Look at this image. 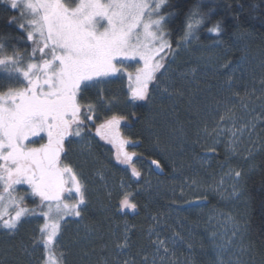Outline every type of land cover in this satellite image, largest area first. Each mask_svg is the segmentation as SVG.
<instances>
[{
  "label": "snow or ice",
  "instance_id": "1",
  "mask_svg": "<svg viewBox=\"0 0 264 264\" xmlns=\"http://www.w3.org/2000/svg\"><path fill=\"white\" fill-rule=\"evenodd\" d=\"M3 2L19 12V17H12L10 23H16L26 32V38L32 42L33 47L25 59V55L16 50L9 54L5 44L0 42V71L8 81L0 85V228L5 229L6 234L14 235L23 218H42L44 222L39 227V236L33 238L32 250L42 247L40 264H67L65 251L58 250L59 240L67 217L84 219L88 189L81 173L62 159L67 155L65 141L69 137L84 139L82 133L85 127L89 123L95 124L98 113L106 105L103 85L110 83L117 73L126 71L125 61H142V66L137 67L134 74L127 73L133 101L151 102L150 86L169 98L184 97L185 92L176 88L173 77L169 76L172 70L170 64L165 62L166 57L170 55L175 58L179 55V49L199 39L197 32L207 21L208 14L202 13L198 6L191 10L186 18L183 35L177 41L176 48H173L167 29L172 13L164 12L169 0ZM222 31L221 21L208 28L209 33L217 36ZM221 67L227 68L228 65ZM260 67L259 96L255 88L251 91L246 89L241 95L234 88L236 80L233 75H229L223 82L222 90L230 93L223 101L224 111L211 129L207 125L204 127V132L214 138L209 151L215 153V144L221 142L219 137L227 135L226 152L236 154L235 145L239 137L245 132L251 135L257 123L264 121V60ZM194 73L195 69H191L181 73L180 78L184 79ZM162 78L167 82L163 87ZM92 89L97 90L98 102H85V93ZM253 97L261 101L260 113L252 115L250 120L237 127V108L248 110L254 103ZM188 104L197 110L200 108L192 96H189ZM255 111V108H251L252 113ZM123 119L125 117L118 115L104 119L96 127V135L117 147V161L128 165L132 178L138 182L142 178V171L136 167L137 154L125 150V145L131 141L121 139L118 131ZM229 122L232 127L223 126ZM45 139L46 142H41ZM251 156L249 150L245 158ZM150 165L154 166L150 171H163L159 159H151ZM243 176V170L230 168L219 180L213 178L209 184L196 179L185 181V184L204 188L198 200H207L208 192L219 195L222 200L239 198L241 193L237 185ZM225 177L232 181L231 191L225 187ZM17 185H27L30 189L28 194L34 201L38 198L36 208L24 206L25 196L16 194ZM121 189L119 211L136 212L138 204L135 197L139 190H124L123 183ZM183 194L184 187L181 186V198ZM219 216L232 225L228 244L232 243L231 238L247 230L246 224L242 228L230 214L219 213ZM152 219L157 220V217L153 216ZM215 219L216 214H210L208 222ZM217 224L219 226V220ZM95 232L94 226L85 225L83 239L88 241ZM129 232L127 225L120 235L111 232L110 239L104 241L98 255L95 248L91 252L84 248L81 250V258L87 260L90 255H97L94 264H176L173 259L175 253L169 245L183 242L184 238L179 233H174L171 240H167L150 227L147 234L152 251L137 252L139 259L131 256L122 258L131 247ZM153 235L156 236L154 240L151 239ZM220 236H227V232L221 234L212 231L210 239L215 242ZM100 238L103 240V236ZM216 248L220 257L217 264H225L222 256L229 249L223 243L217 244ZM20 250L28 256L32 254L26 246ZM240 251L248 253L250 247L241 245ZM9 255L10 249L0 253L3 257L0 264H8ZM227 264H232V261L229 260ZM235 264H244V261L238 258Z\"/></svg>",
  "mask_w": 264,
  "mask_h": 264
},
{
  "label": "trees",
  "instance_id": "2",
  "mask_svg": "<svg viewBox=\"0 0 264 264\" xmlns=\"http://www.w3.org/2000/svg\"><path fill=\"white\" fill-rule=\"evenodd\" d=\"M197 6L202 13L208 14L207 21L197 32L199 39L179 49L175 58L167 56L165 61L172 70L169 76L173 77L175 87L185 92L184 97L169 98L150 86L151 102L133 101L127 91L114 82L106 88L108 90L104 89L106 105L98 113L95 124L89 123L85 127L84 139L69 137L65 143L67 155L63 159L81 173L88 189L84 219L67 217L59 240L58 250L65 251L67 264H94L104 241L110 239V233L120 235L126 225L130 229L131 247L122 258L139 259L137 252L152 251L147 234L152 227L163 239L171 240L174 233L184 238L183 242L169 245L175 253L176 264H217L219 238L213 242L210 235L220 229H216V220L209 223L208 217L213 213L218 215L222 208L240 219L242 228L247 225V230L239 235L242 245L250 247V252L245 253L248 260L245 264H264V121L257 123V132L242 136L246 145H243L241 160H232L231 154L226 152L227 135L223 136L222 144H215V153L209 151L214 138L204 132L205 125L211 129L224 111L223 101L230 93L222 90V85L229 75H233L234 88L241 95L246 89L251 91L253 88L257 90L256 95H260L264 0H169L164 12L172 13L167 29L173 48L183 35L189 12ZM14 16L19 17V12L0 0V42L5 44L9 54L16 50L27 59L33 44L27 40L26 32L16 23H10ZM217 21H221L223 27L219 36L208 32ZM224 64L228 67H221ZM191 69H195L194 75L180 78L181 73ZM7 83L5 75L0 73V85ZM166 83L162 78L161 87ZM189 96L200 105L199 110L189 106ZM253 100L247 111L255 108L253 115H258L261 101L255 97ZM89 101L98 102L96 89L85 93V102ZM243 110L246 111L237 108L238 119L243 116L250 120L252 117ZM112 115L125 117L121 133L131 141L126 147L137 154L136 167L142 171L138 182L132 178L129 168L119 164L113 147L96 135V127ZM249 150L252 156L246 159ZM151 159L161 161L164 174L149 170L154 168L150 165ZM227 163L228 167L244 172L240 198H233L229 205H224L214 193L208 192L207 200H198L204 188L189 187L185 181L196 179L209 184L217 178L221 165ZM122 183L124 190H139L135 197L136 212L123 214L118 209ZM181 186L184 187L183 198ZM38 202V198L26 200L28 208H36ZM153 216L157 220H153ZM43 222L36 216L25 217L14 235L6 234V230L0 228V253L10 249L8 264H40L43 249L38 247L33 251L32 242L39 236ZM85 225L96 228L88 241L83 239ZM22 246L28 247L31 256L21 252ZM84 248L90 252L95 248L97 255L82 259Z\"/></svg>",
  "mask_w": 264,
  "mask_h": 264
},
{
  "label": "rangeland",
  "instance_id": "3",
  "mask_svg": "<svg viewBox=\"0 0 264 264\" xmlns=\"http://www.w3.org/2000/svg\"><path fill=\"white\" fill-rule=\"evenodd\" d=\"M140 66H142V61L141 62H139V63H137V61L136 60H129V61H125V64H124V67L126 68V71H123V72H119V73H117L115 76H113L112 78H111V82L110 83H107V84H105V85H103V88L104 89H106L107 87H110V86H113L112 84H114V82H116V83H119L120 84V86H122V88H123V90H125V91H127V94H128V96H129V98H131V93H130V81H129V79H128V72H132L133 74L135 73V69L137 68V67H140ZM0 73H2L3 75H4V73L2 72V71H0ZM132 86H134V85H132ZM106 90H108V89H106ZM244 111V110H243ZM244 113L245 114H248V117L250 116V117H252V115L254 114V113H252L251 112V110L250 111H244ZM219 119V118H218ZM247 120H246V118L245 117H240V119H237V127H239L241 124H243V123H245ZM122 124H124V120H122L121 122H120V125H119V128H118V131H119V134H120V138L121 139H125L123 136H122V133H121V131H122V129H121V127H122ZM224 127H232V124L229 122L228 124H226V125H223ZM257 130V128L255 129V130H253L252 132H251V134L252 133H255V132H257L256 131ZM248 136L249 135V133L248 132H245L244 134H243V136ZM250 136V135H249ZM79 138V137H78ZM222 138V139H221ZM243 138L244 137H239V142H238V144L237 145H235V147H236V154H231V158H232V160H237V159H240L241 160V158L243 157L242 155V153H243V151H242V149H243V147L246 145V143L243 141ZM35 139V138H34ZM69 139V138H68ZM67 139V140H68ZM80 139V138H79ZM220 139V144H222V141H223V136L222 137H220L219 138ZM67 140L65 141V143L67 142ZM103 141H105V142H107L108 144H110L112 147H113V150H114V152H115V156L117 155V147L116 146H114L112 143H109L107 140H103ZM41 142H46V139L44 140V141H41ZM244 145V146H243ZM33 146H38V145H33ZM125 150L127 151V152H129V153H132L130 150H129V148H128V146L126 147V145H125ZM241 150V151H240ZM62 159H63V157H62ZM239 160V161H240ZM119 162V161H118ZM119 164H121V165H123V167H125V168H129L130 169V167L128 166V165H126V164H122V163H120L119 162ZM229 165H230V163H229ZM231 167H228V163L227 164H225V165H221V167H220V170L217 172V180H219L220 179V177L221 176H223L226 172H228V170L230 169ZM231 169H235V170H238V169H236V168H234V167H232ZM131 170V169H130ZM242 180V179H241ZM241 180L239 181V184L237 185V187H238V189H239V191H240V193H241ZM127 183V182H126ZM232 184V181L231 180H229L227 177H225V187L228 189V191H231V188H230V185ZM16 188H17V192H16V194L17 195H22V196H25V202H24V206H26V207H28L27 206V204H26V200L27 199H29V198H33L31 195H29L28 193L30 192V189L28 188V186L27 185H17L16 186ZM215 197H217V199H218V201L219 202H222L224 205H229L230 204V202H231V200H233V198H231V199H224V200H222L221 198H220V196L219 195H217V194H215ZM239 198H240V196H239ZM239 198H234V200H238ZM130 212H132V211H129V210H125L124 212H122L123 214L124 213H130ZM218 212L219 213H224V214H230L232 217H234L235 218V220L241 225V227H242V224H241V221H240V219H238L237 217H235L234 216V214L232 213V212H228L227 210H225V209H223L222 208V210H218ZM217 216V219H215L216 221V229L218 230V229H220L218 232L219 233H221V234H223V233H225V232H227V236H220V237H218L219 238V242H218V244H220V243H223L229 250L228 251H226L224 254H223V256H222V259L224 260V261H226V262H228L229 260H231L232 261V263H234L235 264V261L239 258V259H241V260H243L244 261V264L245 263H247L248 262V260H246L245 259V253H241V251H240V247H241V245L243 244L242 243V239L239 237V235H237L236 237H234V238H231L232 239V243L231 244H228V239L231 237V228H232V225L230 224V223H228L223 217H220L219 216V214L218 215H216ZM67 219V218H66ZM217 220H219V226H218V224H217Z\"/></svg>",
  "mask_w": 264,
  "mask_h": 264
},
{
  "label": "water",
  "instance_id": "4",
  "mask_svg": "<svg viewBox=\"0 0 264 264\" xmlns=\"http://www.w3.org/2000/svg\"><path fill=\"white\" fill-rule=\"evenodd\" d=\"M131 144V143H130ZM130 144H128V145H130ZM159 175H162V174H164V170L163 171H156Z\"/></svg>",
  "mask_w": 264,
  "mask_h": 264
}]
</instances>
